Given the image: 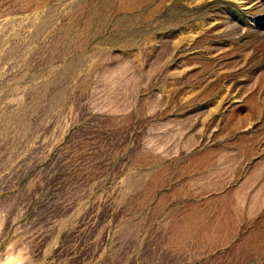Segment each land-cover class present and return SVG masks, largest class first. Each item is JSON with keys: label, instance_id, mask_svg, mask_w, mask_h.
I'll return each instance as SVG.
<instances>
[{"label": "rangeland", "instance_id": "1", "mask_svg": "<svg viewBox=\"0 0 264 264\" xmlns=\"http://www.w3.org/2000/svg\"><path fill=\"white\" fill-rule=\"evenodd\" d=\"M0 264H264V0H0Z\"/></svg>", "mask_w": 264, "mask_h": 264}, {"label": "bare ground", "instance_id": "2", "mask_svg": "<svg viewBox=\"0 0 264 264\" xmlns=\"http://www.w3.org/2000/svg\"><path fill=\"white\" fill-rule=\"evenodd\" d=\"M43 235V234H42Z\"/></svg>", "mask_w": 264, "mask_h": 264}]
</instances>
